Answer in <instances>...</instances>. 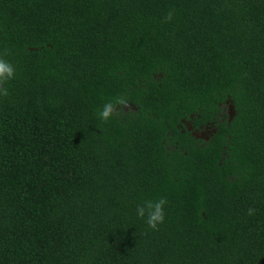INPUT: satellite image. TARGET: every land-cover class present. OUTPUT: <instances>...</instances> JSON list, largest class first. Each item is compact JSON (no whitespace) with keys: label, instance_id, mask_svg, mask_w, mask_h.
<instances>
[{"label":"trees","instance_id":"obj_1","mask_svg":"<svg viewBox=\"0 0 264 264\" xmlns=\"http://www.w3.org/2000/svg\"><path fill=\"white\" fill-rule=\"evenodd\" d=\"M5 48L0 264H264V0H0Z\"/></svg>","mask_w":264,"mask_h":264},{"label":"clouds","instance_id":"obj_2","mask_svg":"<svg viewBox=\"0 0 264 264\" xmlns=\"http://www.w3.org/2000/svg\"><path fill=\"white\" fill-rule=\"evenodd\" d=\"M174 10L168 11L163 18V22L167 23L174 18ZM10 55V51L5 48L2 55H0V96L8 97L10 95L9 89L6 86L7 82L14 79L16 75V69L13 64L5 60L3 56ZM127 109V111H125ZM131 108L128 104V99L125 96H117L112 100L104 103L96 111L97 118L103 123H107L115 116H124L131 112ZM168 201L164 197H160L156 200H145L143 203L138 204L136 207V216L144 220L148 228L153 231L159 230V225L165 221V206ZM255 209H249V215L253 214Z\"/></svg>","mask_w":264,"mask_h":264},{"label":"flooded vegetation","instance_id":"obj_3","mask_svg":"<svg viewBox=\"0 0 264 264\" xmlns=\"http://www.w3.org/2000/svg\"><path fill=\"white\" fill-rule=\"evenodd\" d=\"M189 129H192V127H189ZM192 132L196 137L200 138L203 141L208 140L212 135V131L204 126H199L197 129H194Z\"/></svg>","mask_w":264,"mask_h":264}]
</instances>
